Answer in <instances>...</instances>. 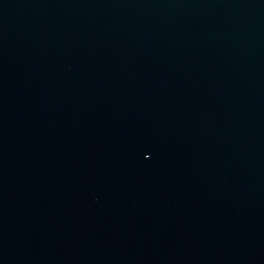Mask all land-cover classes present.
Instances as JSON below:
<instances>
[{"label":"water","instance_id":"obj_1","mask_svg":"<svg viewBox=\"0 0 264 264\" xmlns=\"http://www.w3.org/2000/svg\"><path fill=\"white\" fill-rule=\"evenodd\" d=\"M0 264H264V0H0Z\"/></svg>","mask_w":264,"mask_h":264}]
</instances>
